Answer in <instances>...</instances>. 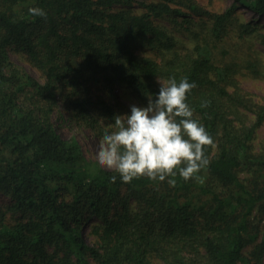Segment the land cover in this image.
Masks as SVG:
<instances>
[{
  "label": "trees",
  "instance_id": "16d2710c",
  "mask_svg": "<svg viewBox=\"0 0 264 264\" xmlns=\"http://www.w3.org/2000/svg\"><path fill=\"white\" fill-rule=\"evenodd\" d=\"M132 3L0 0V264H264V96L240 80H264L254 44L264 48V24L236 13L264 15V0H234L221 11L150 0L139 13L126 8ZM192 13L208 18L188 44L155 21L190 23ZM157 77L196 85L187 103L214 142L194 178L124 183L58 132L53 113L62 105L100 141L122 115L114 88L147 105Z\"/></svg>",
  "mask_w": 264,
  "mask_h": 264
},
{
  "label": "clouds",
  "instance_id": "9594fccd",
  "mask_svg": "<svg viewBox=\"0 0 264 264\" xmlns=\"http://www.w3.org/2000/svg\"><path fill=\"white\" fill-rule=\"evenodd\" d=\"M29 12L46 16L38 7L29 8ZM157 83L155 99L148 96L146 107L132 105L130 114L116 115L114 129L106 128L99 142L98 163L119 173L124 183L142 176L161 182L171 177L168 183L175 186L177 174L189 180L209 163L204 149L213 144V138L193 118L187 103L195 83L187 77L179 82L174 77H157ZM111 180L115 182L116 176Z\"/></svg>",
  "mask_w": 264,
  "mask_h": 264
},
{
  "label": "rangeland",
  "instance_id": "374dc122",
  "mask_svg": "<svg viewBox=\"0 0 264 264\" xmlns=\"http://www.w3.org/2000/svg\"><path fill=\"white\" fill-rule=\"evenodd\" d=\"M150 0H133V3L126 8H129L131 11L134 12H142L143 6L141 5L142 2H148ZM199 6L203 10L207 11H221L226 9L234 0H195ZM240 12V13H239ZM237 17L239 20L242 21H251L253 23H261L264 24V15L257 14L250 10L247 11L245 8H237ZM206 15L197 16L196 14H191V22H182L183 16H169L165 18H156L155 21L171 32L172 35L176 38V40L180 43L188 44V32H191L195 25H198L204 19H207ZM176 20V21H175ZM232 32V31H231ZM255 47L261 51L264 55V48L261 46L259 42H254ZM147 49L145 53L149 55H154L153 51ZM10 55L12 59L18 63L19 65L23 66L31 75L37 78L39 81H42L39 73L25 63L13 50L10 51ZM241 84L247 90L254 93L256 96H264V80L256 79L251 77L249 74H242L240 76ZM114 95L117 100L122 104V115L123 114H130L131 106L136 105L139 107H146V104L139 101L135 96H133L125 87L123 86H116L114 88ZM53 120L55 126L60 133V135L68 140L76 139L82 146L84 154L86 156H91L92 158L96 159V153L99 149V140L94 135V133L85 126H77L74 122H72L68 116L67 110L64 106L59 105L53 113ZM257 138L260 140H264V125H262L258 129ZM96 149V150H95ZM95 151V152H94ZM97 160V159H96ZM106 168V167H105ZM7 201V198L2 197L0 195V202Z\"/></svg>",
  "mask_w": 264,
  "mask_h": 264
},
{
  "label": "bare ground",
  "instance_id": "6f19581e",
  "mask_svg": "<svg viewBox=\"0 0 264 264\" xmlns=\"http://www.w3.org/2000/svg\"><path fill=\"white\" fill-rule=\"evenodd\" d=\"M246 10V9H245ZM248 11V10H247ZM96 150V149H95ZM95 152V151H94Z\"/></svg>",
  "mask_w": 264,
  "mask_h": 264
}]
</instances>
